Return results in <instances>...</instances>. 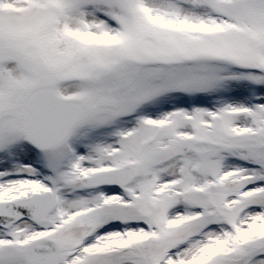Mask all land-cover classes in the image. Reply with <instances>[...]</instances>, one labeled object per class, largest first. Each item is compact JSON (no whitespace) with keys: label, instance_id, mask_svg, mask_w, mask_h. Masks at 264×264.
Here are the masks:
<instances>
[{"label":"snow or ice","instance_id":"obj_1","mask_svg":"<svg viewBox=\"0 0 264 264\" xmlns=\"http://www.w3.org/2000/svg\"><path fill=\"white\" fill-rule=\"evenodd\" d=\"M0 264H264V0H0Z\"/></svg>","mask_w":264,"mask_h":264}]
</instances>
